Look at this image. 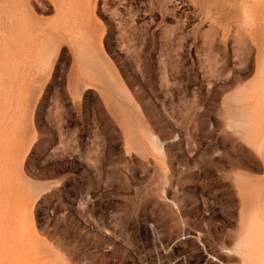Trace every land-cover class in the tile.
<instances>
[{
	"label": "rangeland",
	"instance_id": "obj_1",
	"mask_svg": "<svg viewBox=\"0 0 264 264\" xmlns=\"http://www.w3.org/2000/svg\"><path fill=\"white\" fill-rule=\"evenodd\" d=\"M0 264H264V0H0Z\"/></svg>",
	"mask_w": 264,
	"mask_h": 264
},
{
	"label": "crops",
	"instance_id": "obj_2",
	"mask_svg": "<svg viewBox=\"0 0 264 264\" xmlns=\"http://www.w3.org/2000/svg\"><path fill=\"white\" fill-rule=\"evenodd\" d=\"M76 107H83V106H82V104L81 105L80 104H76Z\"/></svg>",
	"mask_w": 264,
	"mask_h": 264
}]
</instances>
